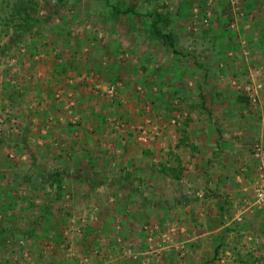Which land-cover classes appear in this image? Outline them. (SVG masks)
<instances>
[{
    "label": "rangeland",
    "instance_id": "1",
    "mask_svg": "<svg viewBox=\"0 0 264 264\" xmlns=\"http://www.w3.org/2000/svg\"><path fill=\"white\" fill-rule=\"evenodd\" d=\"M10 2L0 222L38 237L10 242L0 264H264L263 211L186 222L184 187L160 171L186 122L211 121L210 105L244 96L264 109V0H32L40 24L19 39ZM152 10L168 18L173 51L148 31ZM257 159L251 191L264 179ZM43 215L60 220L45 234Z\"/></svg>",
    "mask_w": 264,
    "mask_h": 264
},
{
    "label": "crops",
    "instance_id": "2",
    "mask_svg": "<svg viewBox=\"0 0 264 264\" xmlns=\"http://www.w3.org/2000/svg\"><path fill=\"white\" fill-rule=\"evenodd\" d=\"M92 59L85 58V63L93 65ZM233 100L235 105H210L213 114L208 123L186 122L175 137L176 143L166 151L165 165L174 167L179 162L182 169L180 179L175 182H181L184 187L181 200L186 205V222L191 218H197L198 222H205L208 217L237 218L240 214L252 221L259 220L257 213L246 205L252 198L251 189L258 174V159L251 154L250 146L254 143L264 146V109L245 107ZM233 107L235 116L231 115Z\"/></svg>",
    "mask_w": 264,
    "mask_h": 264
},
{
    "label": "trees",
    "instance_id": "3",
    "mask_svg": "<svg viewBox=\"0 0 264 264\" xmlns=\"http://www.w3.org/2000/svg\"><path fill=\"white\" fill-rule=\"evenodd\" d=\"M59 2L64 1V0H58ZM106 1V0H105ZM10 2V0H9ZM9 4V3H7ZM36 4L32 2V0H14L13 3L10 2V5L8 7V25L6 27H9V23H11V37L13 38H22L24 37L23 34L27 33L29 34L32 31V28L35 27V25L40 24V21L37 19L38 11L35 6ZM115 12L118 14H135L137 10L135 9V6L128 7L126 10H119L117 7L114 8ZM141 16H145L146 18L148 17L146 23V27L148 31L151 32L152 36L155 38V40L159 43L166 42V46L170 50H174V41L172 38L171 33L165 32V30L161 29L162 23L167 24L168 23V18L165 15H162L160 13H157V11L152 10V11H146ZM219 18L217 20H222V17L226 16L225 14L221 16V14H218ZM8 30V29H7ZM9 31V30H8ZM34 34L32 33L31 37H34ZM28 38V37H27ZM24 39V38H23ZM26 39V37H25ZM27 40V39H26ZM62 70H64V67H61ZM8 85V84H7ZM175 92V91H174ZM243 101L246 103L247 97H242ZM241 98H237V101L241 103ZM160 171L165 174L166 176L171 177L172 179L178 181L181 177L182 174V169L180 168V163L178 162L174 167H167L163 165L160 169ZM62 177V175H61ZM61 178L57 179L56 181H60ZM59 187V186H58ZM8 196V195H7ZM9 198V196H8ZM10 202L14 204V199H10ZM43 223L47 226V228L42 227V232L48 233L50 229H55L59 223L60 220L56 219L54 220L53 218H47L46 216L43 215L41 218ZM51 227V228H49ZM49 228V229H48ZM19 231L17 228H6L4 227V224L0 222V258L3 255V252L5 248L8 246L10 242L15 240V242H19L21 238L24 237H30L31 239L37 238L38 234L36 230L32 229L29 232L25 231V234H23ZM57 262V261H55ZM58 263H61L58 261Z\"/></svg>",
    "mask_w": 264,
    "mask_h": 264
},
{
    "label": "built area",
    "instance_id": "4",
    "mask_svg": "<svg viewBox=\"0 0 264 264\" xmlns=\"http://www.w3.org/2000/svg\"><path fill=\"white\" fill-rule=\"evenodd\" d=\"M113 87L108 89V93L112 94ZM253 100V99H252ZM257 157L261 160L260 170L264 171V155L261 151V148H256ZM252 202H248L246 206L252 208L254 210L263 211L264 212V179H260L257 184L256 189L254 190V196L252 198ZM236 220L240 221L241 218L238 216Z\"/></svg>",
    "mask_w": 264,
    "mask_h": 264
}]
</instances>
